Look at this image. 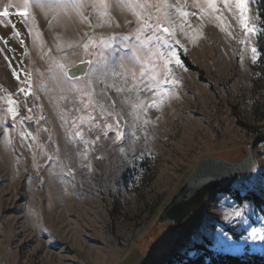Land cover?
Returning a JSON list of instances; mask_svg holds the SVG:
<instances>
[{
    "label": "rangeland",
    "instance_id": "1",
    "mask_svg": "<svg viewBox=\"0 0 264 264\" xmlns=\"http://www.w3.org/2000/svg\"><path fill=\"white\" fill-rule=\"evenodd\" d=\"M239 2L0 0V264H168L203 238L264 257V209L233 199L264 200L259 19ZM249 151L229 195L156 225L202 159Z\"/></svg>",
    "mask_w": 264,
    "mask_h": 264
},
{
    "label": "water",
    "instance_id": "2",
    "mask_svg": "<svg viewBox=\"0 0 264 264\" xmlns=\"http://www.w3.org/2000/svg\"><path fill=\"white\" fill-rule=\"evenodd\" d=\"M89 65V61L77 63L67 69L66 75L70 80L84 78ZM22 124L31 134H35L39 127L34 120H22ZM253 167L254 157L251 151L235 162L217 158L202 159L161 210L156 225L183 228L209 194L230 190L239 178L249 175Z\"/></svg>",
    "mask_w": 264,
    "mask_h": 264
},
{
    "label": "trees",
    "instance_id": "3",
    "mask_svg": "<svg viewBox=\"0 0 264 264\" xmlns=\"http://www.w3.org/2000/svg\"><path fill=\"white\" fill-rule=\"evenodd\" d=\"M258 19L259 32L257 35V50L259 58L255 70H264V0H255ZM220 194L229 195L230 190L217 191ZM233 199L238 205L247 202L251 203L255 209L262 211L264 209V200L254 193H248L243 196L233 195ZM230 233L235 240L238 236L234 235L229 229L225 230ZM192 253V255H189ZM168 264H264V257L257 254L229 255L217 252L212 249V242L203 238L202 243H195L187 248L186 252L178 254L173 261Z\"/></svg>",
    "mask_w": 264,
    "mask_h": 264
},
{
    "label": "snow or ice",
    "instance_id": "4",
    "mask_svg": "<svg viewBox=\"0 0 264 264\" xmlns=\"http://www.w3.org/2000/svg\"><path fill=\"white\" fill-rule=\"evenodd\" d=\"M27 6H28V0H25V7H27ZM210 7L215 8V5L212 4V5H210ZM225 7H228V5L225 4ZM238 7L241 9V18H242L241 22H242V24H243V26H244L245 28H248V25H247V23H246V21H245V19H244V13L247 11V5H246V3L244 2V0H240V2H239V4H238ZM181 14H182V15H187L186 13H183V12H182ZM0 15L7 16V15H8L7 10H5V11L2 12V13H0ZM21 15H27V13L24 12V13H21ZM145 26H147V24H146ZM248 30L251 31V30H253V29H248ZM164 31H165V32H168L169 30H168L167 28H165ZM88 46H89L88 44H85V45H84L85 49H87ZM252 51H253V53L255 54V51H256V50L253 49ZM177 63H179V61H177ZM60 67L63 68V65H61ZM165 82H167V81H165ZM152 106H156V105H155V102H153V105H152ZM121 135H122V133L117 132V137H118V138H119ZM237 215H239V213H237ZM253 235L255 236V232L253 233Z\"/></svg>",
    "mask_w": 264,
    "mask_h": 264
},
{
    "label": "built area",
    "instance_id": "5",
    "mask_svg": "<svg viewBox=\"0 0 264 264\" xmlns=\"http://www.w3.org/2000/svg\"><path fill=\"white\" fill-rule=\"evenodd\" d=\"M41 119H45V117H44V116H42V117H41Z\"/></svg>",
    "mask_w": 264,
    "mask_h": 264
}]
</instances>
